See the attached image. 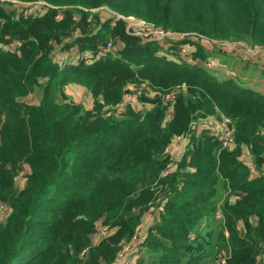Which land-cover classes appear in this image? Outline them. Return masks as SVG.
Listing matches in <instances>:
<instances>
[{"label": "trees", "instance_id": "obj_1", "mask_svg": "<svg viewBox=\"0 0 264 264\" xmlns=\"http://www.w3.org/2000/svg\"><path fill=\"white\" fill-rule=\"evenodd\" d=\"M16 1L55 8L26 15L0 3V264H114L156 202L129 264H264V94L194 60L210 61L217 43L264 48V0ZM100 8L199 35L184 40L192 60L181 42L133 35L123 20L112 27ZM109 40L122 44L118 58L55 62L61 50L95 56ZM142 82L172 99L118 113ZM72 85L92 108L64 101ZM202 112L231 120L233 148L197 135ZM178 136L189 145L169 171ZM100 221L108 230L95 242Z\"/></svg>", "mask_w": 264, "mask_h": 264}, {"label": "rangeland", "instance_id": "obj_2", "mask_svg": "<svg viewBox=\"0 0 264 264\" xmlns=\"http://www.w3.org/2000/svg\"><path fill=\"white\" fill-rule=\"evenodd\" d=\"M37 2H35V3H37ZM0 3L7 6L8 8H18L19 5H22L19 2H17L16 0H0ZM35 3H30L29 6H34ZM35 6L39 7L38 3ZM46 10L48 11L49 9H46ZM95 11H97V10H95ZM98 12L103 17H109L111 11L108 10L107 8H100L98 10ZM136 20H138V19H136ZM129 21H130V24L133 25L132 20H129ZM138 21H140V20H138ZM137 28L140 29V31H141L142 29H144V26H138ZM241 45H246L247 47L253 48L246 41L223 42V45H221L220 43H217V44L212 45L211 50L208 53L210 55V62H212V64L209 65L206 60H199L200 58H198V60L197 59H194V60H195V62H198V63L200 61L199 65L202 66L203 68H205L206 70H208L210 73H213V75L217 79H219L220 81L231 79V71H234L236 74V77H234L232 80L235 81L237 84H239L240 86H242L244 88H249L252 90H255V88L260 89V88H258V86H256L254 84V79L256 78L255 77L256 75H254L253 71L251 73H250V71H245L246 69H248L247 65H249V64H247V63L254 61L253 60L254 58L250 57V54H252V53H249L248 49H245ZM185 58L187 60H192V58H190L188 56ZM235 59L238 61H236ZM233 64H236L235 68H234ZM256 67H258V70L261 71V73H263L262 71H264V70L262 69V66H260V67L256 66ZM143 90H144L145 94L142 93ZM162 96L163 95L159 94L156 90L148 87L146 82H142L138 85L129 86L126 88V91L124 94V103H123L122 107L119 109L118 113H123L125 106H127V105H132L137 110V112H142L145 109L150 108L152 106V103L156 99H158L159 97L163 98ZM63 99L66 103H70L73 105L81 104L85 108H88L89 106H91V102H92L91 100H89V98H87V94L83 91V89H81L78 86H74V85L69 86L65 89V94L63 95ZM39 100H40V93L39 92L32 94L31 96H29L26 99V101L30 102V103H38ZM202 113H203V115L201 118H199L198 122L207 121L206 119H209V118H211V119L212 118H218L217 115H213V114L211 115V114H207L205 112H202ZM205 125H207V127H209V122H206ZM203 130L204 129H202V128L199 129L197 126V128H196L197 135L200 132H202ZM206 131L209 133V135L211 134L207 128H206ZM188 140L189 139L187 137L186 140H184V141L182 140L180 143L171 144L168 147V149H169L168 154L170 155V159L172 158V160H173L172 167L173 166L176 167V163H178L179 159L184 154L186 147L189 145ZM194 145H192V147H194ZM244 154L250 155L248 150H245ZM16 180H17L19 187L24 186V182H25L24 176L20 175ZM160 209H161L160 202H156L154 205L151 206L148 216L154 214L156 211H158ZM7 215H8V210L4 206L0 205V216H1V218H4ZM148 216L145 218L144 222L142 223V225L138 229L137 238H139V239H143L146 235L147 228H148V224L146 222H148V219H149ZM107 230H108V227L105 226L103 224V222L100 221L99 223H97L96 224V231L97 232H96L95 237H94L95 242L99 241L100 238L102 237V235L104 234V232ZM225 235L228 236V233H226ZM125 247H126V249H125L123 254L121 253L120 258L125 259L127 256H129L128 260H132L133 254L128 252L129 245H127V246L125 245ZM222 255H224V253ZM122 262H123V260L121 259V260H118L117 263L115 262L114 264H122ZM130 263H132V262H130Z\"/></svg>", "mask_w": 264, "mask_h": 264}, {"label": "built area", "instance_id": "obj_3", "mask_svg": "<svg viewBox=\"0 0 264 264\" xmlns=\"http://www.w3.org/2000/svg\"><path fill=\"white\" fill-rule=\"evenodd\" d=\"M18 2V1H17ZM20 3V2H19ZM35 3V2H33ZM38 3L39 7L37 8L35 5ZM37 3H35L34 6H29L30 3H20L22 5H19L18 8L23 7L26 10V15H31L32 13L38 14V13H42L47 11L46 9H52L55 8L51 5H48L47 3L43 2V1H38ZM110 17L112 18V22H111V26L114 27L116 25V23L118 21H125L126 22V30L127 32H130L133 35L136 36H142L145 37L148 40H153L156 41L159 44H170L171 42H177L180 43L178 45V49L180 52V56L182 58L185 57H191L190 54L193 52V47H189L187 44H185V41L187 38H197L199 35L197 34H181V33H173L169 30H164L161 28H157L153 25H149L147 23H145L144 21L140 20H136V18L134 17H124L118 14H115L113 12H110ZM57 19H61V13L59 12L57 17ZM132 20L133 25L130 24V21ZM137 25V26H136ZM138 26H144V29H142L140 31V29H138ZM204 38V37H201ZM205 39V38H204ZM185 40V41H184ZM183 41V42H182ZM212 41L209 42V44ZM242 47H244L245 49H248L249 53H253L255 55H258L261 57V66L262 69L264 70V48L262 49H254V48H250L247 47L246 45H241ZM122 50V44L121 43H115L112 40H109L107 42V44L101 48L100 51L97 52V54L95 56H93L92 54L88 53V52H79L77 50H72L73 53L72 54H65L64 52H56L55 54V62L60 64L61 66H63L67 61H71L74 64H78L79 62H88V63H92V61H94L95 58H100V57H104L107 55H111L113 58H118L119 57V52ZM166 51V50H164ZM173 52V49L170 50V53ZM67 55V56H66ZM186 59V58H185ZM208 64H212V62L207 61ZM214 65V64H213ZM165 102H169L172 99V96L170 94H167L163 97ZM218 118H209L206 119L207 121H200L198 123H195L196 126H198L199 129H204L206 130V128L209 130V132L211 133L210 135L212 137H214L215 139H217L219 142L222 143L223 148H233L235 146V141H234V137H233V130L231 129V120L220 114L219 116H217ZM206 122H209V127H207ZM206 126V127H205ZM199 133V132H198ZM187 136H178L176 137L172 143H180L182 140H186ZM169 149L167 148V153ZM242 161L252 167V163H251V157L249 154L245 155L244 152L242 154L241 157ZM173 160L171 158V162L168 165V170L169 171H173L175 166H173ZM251 173L254 174V169L251 168ZM107 232V231H105ZM104 232L103 235H105L106 233ZM139 238H137V234L134 236V238L132 239V241L127 244L129 245V250L128 252L131 253V251L133 249L136 248L137 244L139 243ZM126 245V246H127ZM126 247H124L123 251L121 252L122 254L124 253ZM121 253L119 254L118 259L116 260V263L118 260H124L121 257ZM224 262L222 261L221 264H223Z\"/></svg>", "mask_w": 264, "mask_h": 264}, {"label": "crops", "instance_id": "obj_4", "mask_svg": "<svg viewBox=\"0 0 264 264\" xmlns=\"http://www.w3.org/2000/svg\"><path fill=\"white\" fill-rule=\"evenodd\" d=\"M74 50V49H73ZM60 53L61 52H64L65 54H72L73 53V51L71 50V51H59ZM252 55V56H251ZM250 57L252 58H254L253 60L254 61H251V62H248L247 64H249V65H247V68L249 69H246L245 71H250V73L253 71V73H254V75H256L255 77V79H254V84L256 85V86H258V88H260V89H257V88H255V91H258V92H260V93H263L264 94V71H262L263 73H261V71H259L258 70V67H256V66H261V57L260 56H258V55H255V54H250ZM236 60V59H235ZM236 61H238V60H236ZM234 65V68H235V66H236V64H233ZM254 65V66H253ZM259 73V74H258ZM234 77H236V74H235V72L234 71H231V79H233ZM244 86V85H243ZM87 94V93H86ZM87 98H89V100H91L92 102H91V106H89L87 109H90V108H92L93 107V98L89 95V94H87ZM171 144H174V143H171ZM128 260V259H127ZM130 262H132L131 260L128 262V264L130 263ZM122 264H125V262H123Z\"/></svg>", "mask_w": 264, "mask_h": 264}]
</instances>
